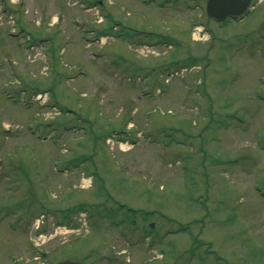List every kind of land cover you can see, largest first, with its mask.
Instances as JSON below:
<instances>
[{
    "label": "rangeland",
    "instance_id": "1",
    "mask_svg": "<svg viewBox=\"0 0 264 264\" xmlns=\"http://www.w3.org/2000/svg\"><path fill=\"white\" fill-rule=\"evenodd\" d=\"M254 1L4 0L0 264H264Z\"/></svg>",
    "mask_w": 264,
    "mask_h": 264
},
{
    "label": "water",
    "instance_id": "2",
    "mask_svg": "<svg viewBox=\"0 0 264 264\" xmlns=\"http://www.w3.org/2000/svg\"><path fill=\"white\" fill-rule=\"evenodd\" d=\"M251 0H208V15L217 19L225 20L228 16H237L246 11ZM57 264H83L81 261L62 259Z\"/></svg>",
    "mask_w": 264,
    "mask_h": 264
},
{
    "label": "flooded vegetation",
    "instance_id": "3",
    "mask_svg": "<svg viewBox=\"0 0 264 264\" xmlns=\"http://www.w3.org/2000/svg\"><path fill=\"white\" fill-rule=\"evenodd\" d=\"M145 5H149L154 0H142ZM168 0H161L159 6H164V3H166ZM172 2H177V0H171ZM167 33H163L162 36L166 37Z\"/></svg>",
    "mask_w": 264,
    "mask_h": 264
}]
</instances>
